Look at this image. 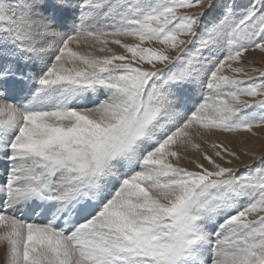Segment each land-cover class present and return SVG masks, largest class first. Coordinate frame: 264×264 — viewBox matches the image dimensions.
I'll use <instances>...</instances> for the list:
<instances>
[{"label": "snow or ice", "instance_id": "1", "mask_svg": "<svg viewBox=\"0 0 264 264\" xmlns=\"http://www.w3.org/2000/svg\"><path fill=\"white\" fill-rule=\"evenodd\" d=\"M256 51L264 0H0L7 264H264Z\"/></svg>", "mask_w": 264, "mask_h": 264}, {"label": "bare ground", "instance_id": "2", "mask_svg": "<svg viewBox=\"0 0 264 264\" xmlns=\"http://www.w3.org/2000/svg\"><path fill=\"white\" fill-rule=\"evenodd\" d=\"M210 18V17H209ZM71 27V22L69 21V28ZM124 43H135L136 41L132 40L131 38H123L121 37ZM146 47H159V45L152 44V45H145ZM112 48L113 52L116 54H125L124 50L121 49L118 45H109ZM81 51H90L86 46H81ZM96 55H104V53L95 52ZM174 54V53H172ZM245 67L253 72V65L255 62H263L264 63V53H260L259 51L256 52H249L245 55ZM31 66V65H30ZM253 69V70H252ZM230 74V73H227ZM254 74V72H253ZM247 99V98H243ZM258 128H254L253 130H257ZM261 133H264V128ZM212 139L216 140L217 142H223L227 147L231 150H234L240 157L241 161L239 163L234 162L232 165L233 167L243 168L245 164L251 163V157L245 156L244 153L247 151L249 153H255L256 155L259 154L260 148L264 146V141L255 137L252 133H236V134H223L217 133L215 137ZM211 151V149H209ZM4 261H3V260ZM0 264H7V252L4 248L0 247Z\"/></svg>", "mask_w": 264, "mask_h": 264}, {"label": "rangeland", "instance_id": "3", "mask_svg": "<svg viewBox=\"0 0 264 264\" xmlns=\"http://www.w3.org/2000/svg\"><path fill=\"white\" fill-rule=\"evenodd\" d=\"M199 9H194L193 11H198ZM175 54V53H174ZM173 54V55H174ZM254 67H253V72H254V75L256 74V73H258L259 71H261V70H264V63L263 62H255V64L253 65ZM263 131V128H258L257 130H253V132L255 133V137H257L258 139H260V140H263L264 141V133H261ZM260 153L259 154H257V156H259V155H261V154H264V146L263 147H261L260 148V151H259ZM4 248L2 247V250H3ZM3 260V259H2ZM4 261V260H3ZM3 261H0V262H3ZM4 264V263H3Z\"/></svg>", "mask_w": 264, "mask_h": 264}]
</instances>
